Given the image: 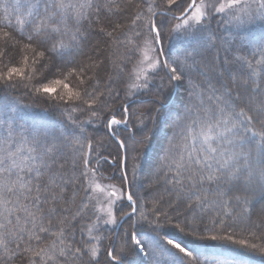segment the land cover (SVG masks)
<instances>
[{"label": "snow or ice", "instance_id": "obj_1", "mask_svg": "<svg viewBox=\"0 0 264 264\" xmlns=\"http://www.w3.org/2000/svg\"><path fill=\"white\" fill-rule=\"evenodd\" d=\"M26 4L27 14L31 18V31L26 36L28 43H12L15 38L7 31L0 34V44L3 45L0 48V58L9 54L10 47L16 48L24 66L9 67L6 72H0V86L15 89L17 82L25 79L26 68L31 62L32 72L28 73V80L35 79L37 74L44 76L53 70L64 76V79H55L50 84L33 86L36 93H44L62 103L79 101L89 110L95 108V111H91V116L96 117L107 109V101L101 97L105 96V92L111 97L112 90L109 87L105 92H97L95 88L89 91L87 85L90 82L94 81L98 85L100 81L95 73L88 76L87 72L99 68L104 61L89 57L87 65L76 64L66 73L55 64L42 62L46 53L63 57L66 51L79 49L85 38V33L81 31L83 22L87 21L91 28L94 21L101 23L103 10L123 12L125 9L116 0H26ZM176 4L177 0H166L165 7H157L155 0H151L147 6V17L142 15L143 8L137 5L136 14L130 20L133 26L145 19L147 21L143 25L146 32L134 33L140 40L137 48L143 54L140 63L147 62V68L152 70L163 67L168 79L167 84H162L154 94L150 106L139 110L140 127L137 131L126 135L125 139L117 137L118 148L124 149L125 167L131 161L132 181L154 160L158 161V167L153 171L156 182L159 181L158 173L161 169H167L166 175L171 174L167 183L171 185L169 191L174 193L175 199L168 206L176 213L177 218L182 213L185 214L184 226L176 224L174 227L184 236L192 238L193 247L190 249L189 242L185 239L161 238L156 233V247L168 254L164 258L165 264H185V258H190L195 264H244L242 256L227 260L213 255L200 262L199 256H194L193 253L200 241L211 240L228 241L240 249L258 250L264 255V246L250 244L247 239H234V233L202 234L209 231L219 233L226 229L222 216L232 215L230 210H226L232 201L242 203V215L247 214L246 219H250L257 197L264 201V41L253 45L252 56H259L255 63L238 55L242 49H234L229 40L211 31H201L202 22L209 15L206 10L208 6H197L196 0H192L181 11L180 17H177L183 20L185 30L187 27L193 28L192 42L181 57L173 61L175 66H170L167 60L150 57L148 53L161 41L164 25L156 17L166 18L169 10ZM20 6L21 0H15L11 5L5 0V15L9 14L10 8L18 11ZM130 6L131 0H127L126 7ZM192 9L194 11L188 17L187 13ZM215 11H231L233 15L225 21L229 24L264 20V0H227L216 7ZM190 20L195 24H190ZM18 22L22 26L25 23L24 20ZM122 26L121 23L108 19L107 26L101 25L98 34L112 38ZM181 27V24L174 25L169 29V35ZM23 32L22 27L20 34L23 35ZM128 42L132 43L131 40ZM221 51L224 53L223 57ZM27 53H31V57ZM140 72L144 74L143 80L139 73L136 74L135 80L140 83L129 86L128 96L136 94L133 89L148 88L149 73L144 69H140ZM193 72L202 77L199 84L192 80ZM78 73L82 77L79 79L82 88L74 91L65 80ZM108 79L111 81L112 77ZM185 79L188 80L189 102L185 104L184 114L173 120L172 135L167 137L163 157H159L156 143L164 126L169 104V96L164 90L166 88L170 92ZM60 86L67 89V99L64 95H57ZM197 88L201 89V96L204 92H210L208 100L214 101L208 107L199 109L200 119L192 116L191 98L197 94ZM129 107L128 104L123 106L124 120H118L112 115L107 127L111 129L113 125H127ZM9 111L14 112L15 109ZM23 131L26 130L21 128V132H17L14 118L8 113L0 119V250L5 254L0 259L15 258L20 264H98L102 237L93 235V232L99 230L102 217L98 215L96 221L87 226L89 241H95L89 243L84 240L76 241V230L72 228V222L80 217L83 208L73 213L71 219L62 215L68 213L75 203L78 189L83 187L82 181L89 179L88 173L95 175L96 172L95 168H85L77 176L76 161L65 152L71 146L74 155L84 148V144L79 136L73 135L70 138L61 130L41 132L33 129L31 140L22 135ZM112 135L115 137V132ZM218 141L222 143H217ZM87 146L91 151L90 140ZM83 164L87 166L88 159L84 158ZM121 179L125 183L129 182L127 171L122 173ZM89 188H92V184L85 187L84 191L91 199ZM124 196L121 189L120 198ZM113 197H116L115 189L108 193L107 208L100 209L107 216V219H103V224L118 223L112 209L115 203ZM126 199L130 202L131 212H125L120 217L121 220L124 217L131 220L138 210L137 200L133 199L131 191L126 194ZM152 203L151 209L140 211L139 219L131 225L133 229L146 228L156 232L161 227L160 217L170 219L167 212L161 210L160 200L154 199ZM83 207L86 208L87 204ZM213 210L217 211V216L212 218L211 223L218 227L210 230L197 226V222L202 223L205 214ZM150 215L154 219H149ZM189 215L191 219L188 218ZM259 215L261 224H264V204L261 205ZM259 226L260 224L257 225ZM186 228L190 231L186 232ZM80 231L83 234L85 229L81 228ZM137 237L138 232H126L117 254L114 255L112 249L107 250L110 261L115 264H131L130 258L135 257L138 252H144L147 247ZM46 239L48 242L44 243ZM77 243L80 246H76ZM85 255L88 257L86 262ZM152 255L156 259L155 249ZM156 264H161V261L156 259Z\"/></svg>", "mask_w": 264, "mask_h": 264}, {"label": "trees", "instance_id": "obj_2", "mask_svg": "<svg viewBox=\"0 0 264 264\" xmlns=\"http://www.w3.org/2000/svg\"><path fill=\"white\" fill-rule=\"evenodd\" d=\"M7 2L11 5L15 2V0H7ZM101 2H104V0H101ZM116 2L120 4L121 8L125 9L123 12H117L115 9H113L112 12L103 10L101 13V23L97 24L94 21L91 28L89 27L87 21L83 22L81 31L85 33V38L83 39L79 49H70L65 52L63 57L56 55L55 53H46L45 60L42 62L55 64L66 73L68 69L72 68L76 64L87 65L89 57H92L95 60L99 59L104 61L99 68L87 72L88 76H93L95 73L96 78L100 81L98 85H96L94 81L90 82L87 85L89 91H92L93 88H95L97 92H105V90L109 87L112 90L111 97H108L106 92L105 96L101 97V99H105L107 101V109L98 114L99 117L97 120L95 118V123H101L102 127L94 126L93 128H90L83 122L86 119L85 117H87V114L90 111H95V108L89 110L79 101L62 103L58 99L54 100L44 93H36L33 86L40 87L46 83L50 84L55 79H64V76H61L58 72L53 70V72L46 73L44 76L37 74L35 79L28 80L27 75L32 72L31 62H29V65L26 68L25 79L23 81H18L15 89L0 86V119L4 118L5 113L11 115L14 118V127H16L17 132H21V128L25 129L26 131H23L22 135L27 136L29 140H31V132L33 129H39L41 132H44L45 130H61L64 131L70 138H72L73 135L79 136L81 142L84 144L83 149H80L74 155L71 152V146L65 149V152L72 156L76 161V175L79 176L80 172L84 171L85 168H95L96 171L104 177H110L112 180L116 179L117 182L124 184V181L121 179L124 149L118 148V144H115L114 137L111 133L115 132L116 137L119 139H125L126 135L131 134V131L136 132L140 127V123L138 121L140 111H134H136L137 107H139L140 110L149 107L151 100L154 98V94L161 87L159 89L155 88L154 90H150V92L146 95L147 98L145 100H137L129 104L127 103L126 97L121 95L122 92H125L127 76L130 75L131 68L140 53V50L137 48V45L140 44V40L134 35V33L137 31H147V29L143 27V25L147 22L146 19L138 22L137 26L131 25L130 20L132 16L136 14L137 5H140L143 8L142 15L147 17V6L151 3V0H131L130 7H126L127 0H116ZM4 3L5 0H0V34L7 31L15 38L13 43H15V41H21V44L28 43L26 36L31 31V18L27 14L28 9L26 0H21V6L18 11L10 8L7 16L4 13ZM190 3L191 0H177V4L169 10V15L166 18L160 16L156 17L158 22L163 21L164 27L161 36V44L164 50L162 54L165 56V60L168 61L170 66H175L173 65V61L180 58L183 51L188 49L190 43L192 42V27L187 30L184 29L183 37L187 38L184 41L173 42L171 41L173 32L169 35V29L173 27L174 21L180 15L181 11L184 8H187ZM155 4L157 7H165L166 0H155ZM108 19L117 21L123 25L119 31L114 33L112 38L107 37L104 34H98L101 25L107 26ZM19 20L25 21L23 26L18 22ZM225 21L226 19L222 15H213L202 22L201 31H211L217 36L224 37L231 42L234 49H242L240 53H237L238 55H243L255 63V59H259V56H256L255 58L252 56L253 45L264 41V23L260 21L257 25H255L250 22V25H248L244 30L236 31L234 30L236 28L233 29L228 23H225ZM22 27L24 30L23 35L20 34ZM108 30L110 31L111 28ZM199 34L200 32L198 31L197 35ZM129 40H131L132 43H129ZM115 41H120L121 43L117 44ZM65 42H67V39ZM48 46L50 47V43ZM170 46L174 48L173 52H170ZM2 47L3 45L0 44V48ZM19 47L20 46L18 45L17 48ZM110 53H112V55H110ZM27 54L31 57V53ZM223 56L224 53L221 51V57ZM117 65H119V67H117ZM13 66L23 67L24 65L17 49L10 47L9 54L0 58V72H6L7 68ZM165 73V69H162L160 72V75L163 77L160 83L161 85L164 81H166L167 84L168 77ZM109 77H112L113 80L109 81ZM80 78L82 77H80L78 73L77 76L68 77L65 80V83H67L69 87L75 91L82 88L79 84ZM201 79L202 77H200L198 73H192V80L196 84H199ZM13 80L17 81V78L13 77ZM25 84L28 86L25 87ZM164 91L169 96V99H171L174 89L169 92V90L165 88ZM200 91L201 89L197 88V94L191 98L192 116L194 119L201 118L199 112L200 108L208 107L211 103H214V101L210 102L208 100V96L211 95L210 92H204L201 96L199 95ZM66 93L67 89H64L62 86L58 87L57 95H64L67 99ZM119 95L121 98H119ZM117 97L119 99L115 102ZM188 102V80L185 79L182 84L177 86V90L171 100V104H168L167 113H169L172 118L169 122L167 121L168 118L165 119L164 125H167L162 127L157 140L156 149L159 153V157H163V149L167 146V137L172 135L173 120H175L177 116L184 114L185 104ZM124 104L130 105V115L131 112H134L132 113L133 117L128 118L130 129H123L120 127L117 129H109L107 127V122L111 119L112 115H115L118 120L123 119L124 114L122 112V106ZM131 107H133L132 110ZM73 108H77L78 110L72 111ZM10 109H15V111L10 112ZM87 120L90 121V118ZM72 121H75L76 123L73 124ZM176 131L178 132L179 129H176ZM101 139L103 140L102 144L99 143V140ZM89 140L92 142L91 151H89L87 146V142ZM104 140H106V143H104ZM113 143L115 144L118 155H115L114 153L112 154L113 157L115 156L114 159L113 157L110 159L108 158L110 157L109 148L113 146ZM217 143L222 142L218 141ZM225 146L227 145L225 144ZM84 158L88 159L87 166L83 164ZM157 167L158 161L154 160L151 165L142 169L135 181H132L131 161H128L127 167H125L124 164V171H127L128 173V192L131 191L133 193V199L137 200L138 210L131 220L126 218L117 231L115 228L108 229L105 226L103 227L100 222L99 230L93 232V235H99L102 237L100 242V252L97 257L98 264H115V262L110 261V258L107 256V250L112 249L113 254H117L121 243L123 242L122 238H125L126 232H138L137 238L141 239V241L147 246L144 252H138L135 257L130 258L131 264H156V259H159L161 264H165L164 258L168 254L161 252L160 249L156 247V233H159L161 238H177L178 240L185 239L189 242V248L191 249L193 247L191 243L192 238L184 236L174 227L176 224H180L181 227L184 226L185 214L182 213L177 218L176 213L168 206L170 201L175 199L174 193L169 191L171 189V185L167 183V180L171 178V174L168 173L166 175L167 169H161L158 173L159 181L156 182V176L153 175V171ZM82 184L83 187L78 189L76 201L71 206L70 211L62 215H67L69 219H71L73 213L80 210V208H83L80 217L72 222V228L76 230L75 239L76 241L84 240L85 242L95 243V241H89L88 239L87 226L96 221L97 215L94 210L92 197L89 199L88 195L84 191V188L88 187L87 180H83ZM154 199L161 201V210L167 212L170 219L166 220L163 217H160L159 223L161 227L157 228L156 232L146 228L133 229L131 225L139 219L140 211H143L145 208L151 209ZM85 203L87 204L86 208L83 207ZM262 204H264V201H261L259 197H257L254 207L251 209L250 219H246L247 214L242 215V203L237 204L235 201H232L231 204H229L228 209H226L230 210L232 215L222 216L227 226L226 229L219 233L209 231L202 234L225 235L234 233V239H247L250 244L264 246V224H261V217L259 215V210ZM129 205L130 202L125 199L117 207V214L123 216L125 212H131V207ZM216 216V210L205 214L203 222H197V226L202 228L207 227L210 230L214 227H218V225L214 226L211 223L212 218ZM188 218L191 219V216L189 215ZM149 219L154 218L150 215ZM258 224H260L259 227H257ZM81 228L85 229L83 234L80 231ZM185 231H190V229L186 228ZM47 242L48 241L46 239L44 243ZM163 243L164 241L162 239L161 246H163ZM76 246H80L79 243H77ZM153 249H155L156 259H154L152 255ZM4 255L3 251L0 250V257H3ZM179 255L183 256V254ZM193 255H198L200 262H203L206 257L216 255L220 259L227 260H230L234 256H242L244 264H264V255H261L258 250H243L228 241H200L196 245V250ZM87 259L88 257L85 255L84 261L86 262ZM0 264H20V262L15 258L12 260L0 259ZM185 264H195V262L191 261L190 258H185Z\"/></svg>", "mask_w": 264, "mask_h": 264}, {"label": "rangeland", "instance_id": "obj_3", "mask_svg": "<svg viewBox=\"0 0 264 264\" xmlns=\"http://www.w3.org/2000/svg\"><path fill=\"white\" fill-rule=\"evenodd\" d=\"M192 2V0H191ZM227 0H196V4L197 6H201L202 4L203 5H207V11L209 13L208 17H211V16H216V15H222L226 20L230 19L231 16L233 15V13L231 11H226L225 13H217L215 11V8L218 7L221 3H226ZM191 4V3H190ZM253 7H255V5H253ZM192 11H194V9L190 10L188 13H187V16L190 17L191 14H192ZM180 16V15H179ZM206 18V19H207ZM260 21H262L264 23V20H260V19H256L254 21H245L244 23L242 24H235V23H232V24H229L230 27H232L234 30L236 31H239V30H244L248 25H250V22L251 24H255L257 25V23H259ZM190 24L194 25L195 22L194 21H189ZM249 23V24H248ZM176 24H181L182 27L176 31H173V34H172V37H171V41L173 42H178V41H184L185 39H187L186 37L184 38L183 37V31L185 29L186 26L183 25V20L182 19H176L174 21V25ZM190 28V27H187V29ZM238 29V30H237ZM240 36V35H239ZM191 38V37H190ZM13 43V42H12ZM163 47H162V44H161V41L159 44L155 45L154 47V50L149 52L148 55L150 57H158L161 61H165V56H163L162 52H163ZM170 52H173L174 51V48H172L170 46L169 48ZM143 59V54H142V51H140L139 53V56H137V60L135 61L133 67L131 68V73L129 76H127V80H126V84H125V92L123 93L122 92V96H125L126 99H127V103H131L133 101H137V100H145L147 98V94L150 92V90H154L155 88L156 89H159L161 87V78L162 75H160V72L162 71V69H164L163 67H157L156 69L152 70V69H148L147 68V62L141 64V60ZM99 60V59H98ZM140 69H144L145 71H147L149 73L148 75V88L147 89H139V90H136V89H133V91L136 93L134 96H128L127 93H128V90H129V86L132 84V83H140V81H136L135 80V76L136 74H140L141 75V80H143V72H140ZM166 71V69H165ZM119 73V72H118ZM119 75V74H118ZM112 76V75H110ZM116 78V77H115ZM118 79V78H116ZM114 79V80H116ZM109 80V79H108ZM113 80V79H112ZM111 80V81H112ZM163 84L166 85V81L163 82ZM158 86V87H157ZM176 90H177V87L174 89L173 91V94H172V98L169 99V104H171V100L173 99L175 93H176ZM180 92V91H179ZM119 98L120 95H119ZM118 97L116 98L115 102L119 99ZM125 105V104H124ZM123 105V106H124ZM122 106V108H123ZM133 107H131V110H132ZM140 110L139 107L136 108V111L134 112H138ZM129 111H130V107H129ZM123 112V110H122ZM134 112H131V115H128L127 116V125L125 124H120V125H113L112 126V129L114 128H125V129H130L129 127V120L128 118H132V113ZM169 113H167V116L165 119L168 118V122L170 121V119L172 117H168ZM99 115H97L96 117H92L91 116V111L87 114V117H85L86 119L83 121L86 126H89L90 128H93L94 126H101V123H98L97 122L95 123V118L96 120L98 119ZM90 118V121L87 120ZM140 118V116H139ZM125 119V115H123V119L121 120H124ZM173 120V119H172ZM139 121V119H138ZM96 124V125H94ZM167 125V124H166ZM164 125V126H166ZM85 126V127H86ZM82 127V126H81ZM102 127V126H101ZM103 129H104V126H103ZM132 133V131H131ZM112 134V133H111ZM113 136V135H112ZM114 137V136H113ZM114 140H115V144L117 143L118 144V141H117V137L115 136L114 137ZM112 141V140H111ZM97 143V142H96ZM99 143H103V140H99ZM104 143H106V140H104ZM115 144L113 143L110 148H109V154H110V159H112L113 155L115 153V155H118V152H117V149L115 147ZM116 144V145H117ZM124 156V155H123ZM115 157V156H114ZM113 157V159H114ZM117 157V156H116ZM124 160L122 158V168H121V171L122 173L125 172L124 171ZM89 169H92V168H89ZM88 177L89 179L87 180V186L89 184H92V188H89V191H90V194H91V197H92V201H93V206H94V210H95V213L96 215L102 217L101 219V225L104 227H107L108 229H112V228H115L116 231L121 227V224L123 223V221L127 218L125 217L122 221L120 219V214H117L116 210H117V207L126 199V194L128 193V183H121V182H117L116 179L112 180L110 179V177H104L103 175H101L100 173H98L97 171L95 172V175H93L91 172L88 173ZM96 185H99V187L97 188ZM114 186V189L116 190V197H113L112 199L115 200V203L112 205V209H113V214L115 215L118 223L113 225V224H103V219H107V216H106V213L100 211L101 207H104V208H107L108 206V193L113 191V187ZM101 189L103 191H101ZM121 189L123 190V192L125 193V196L124 198H120L121 197Z\"/></svg>", "mask_w": 264, "mask_h": 264}, {"label": "water", "instance_id": "obj_4", "mask_svg": "<svg viewBox=\"0 0 264 264\" xmlns=\"http://www.w3.org/2000/svg\"><path fill=\"white\" fill-rule=\"evenodd\" d=\"M192 3V2H191ZM178 17H180V16H178ZM125 218V217H124ZM122 221V220H121Z\"/></svg>", "mask_w": 264, "mask_h": 264}]
</instances>
